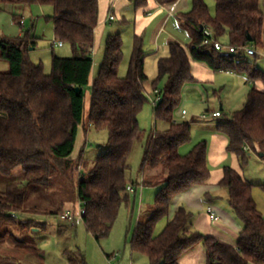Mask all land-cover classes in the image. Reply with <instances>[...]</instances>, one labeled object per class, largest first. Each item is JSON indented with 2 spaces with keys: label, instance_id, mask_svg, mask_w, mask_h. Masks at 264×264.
<instances>
[{
  "label": "trees",
  "instance_id": "16d2710c",
  "mask_svg": "<svg viewBox=\"0 0 264 264\" xmlns=\"http://www.w3.org/2000/svg\"><path fill=\"white\" fill-rule=\"evenodd\" d=\"M130 1L136 9L149 8V0ZM155 1L164 5L177 0ZM35 4L53 7L55 35L71 45L74 56H54L52 71L46 74L42 65L29 59L30 47L35 45L29 34L16 39L0 36V60L9 65V71L0 72V173L10 177L19 168L24 173L20 181L0 191V228L13 225L20 231H29L40 227L41 222L25 216L35 213L28 209L31 189L49 187L57 174L68 176L80 167L85 146L76 160L72 156L79 132L87 133L84 119L89 89V126L106 130L108 145L78 182V195L85 209L83 223L101 241L110 235L123 204L131 203L133 194L128 187L136 183L129 178L128 170L135 142L142 132L138 117L148 100L143 40L136 38L129 73L120 77L124 45L120 34L110 36L99 74L93 78L90 52L101 24V0H0V6L14 7L13 17L21 26L23 19L18 20L16 8ZM179 18L191 43L185 47L171 42L169 56L158 62L159 76L152 86L155 98L160 100L154 114L168 128L149 137L142 164L143 169H165L166 183L156 195L151 217L137 223L132 252L146 256L149 264H180L185 253L202 244L207 251L206 264H264V216L253 197L255 184L233 167L223 168L218 185L227 191L229 206L244 225L236 246L192 228L193 213L184 206L169 219L172 201L178 194L212 179L208 143L199 142L182 154L181 149L192 141V126L175 120L184 89L198 83L193 74L195 63L216 73L246 76L251 90L243 108L229 115L220 112L216 129L227 137V151L237 156L243 166L251 150L263 153L264 158V71L257 65L264 50V14L259 0H216L215 15H211L204 0H192L191 11L180 13ZM205 28L213 29L218 41L228 37L229 46L250 47L257 53L227 54L203 46ZM248 57L256 61L251 62ZM163 79H167L166 86L158 90ZM144 174L143 185L152 184L153 175ZM261 187L264 190V185ZM211 199H215L213 194L205 195V200ZM61 212L59 209L55 215ZM163 220L167 223L156 234L157 225ZM16 247L35 255L40 263L44 261L42 251L35 245L19 242ZM68 263L86 261L81 255L79 261L69 258Z\"/></svg>",
  "mask_w": 264,
  "mask_h": 264
},
{
  "label": "rangeland",
  "instance_id": "374dc122",
  "mask_svg": "<svg viewBox=\"0 0 264 264\" xmlns=\"http://www.w3.org/2000/svg\"><path fill=\"white\" fill-rule=\"evenodd\" d=\"M154 2V0H152ZM192 1V0H191ZM209 8L211 15L216 12V0H204ZM260 9L264 14V0H259ZM150 4V1H149ZM16 8L18 20L23 19L24 26L20 25L14 19L10 8L0 6V36L3 38L16 39L29 34L35 41V45L30 47L29 59L36 65H42L44 72L50 74L52 71V59L54 56L62 58H71L74 56L70 44L65 43L63 47H55L54 42L58 41L54 31V10L47 5L35 4L28 7ZM192 9V2L189 9H183L180 13H188ZM160 9L152 7L148 10L136 9L133 2L127 1L120 10L111 8L107 13V22L101 25L95 33L94 50L91 49V56L94 60L93 78L97 77L102 63L105 45L110 36L120 34L124 45V58L119 67V76L126 77L129 73L130 62L134 53L136 38L143 40L144 70L148 77L146 83L147 102L139 114V126L141 135L135 142L132 154L129 159L130 169L128 176L136 181L146 173L149 177L150 168L143 169L142 164L145 157V148L147 141L154 133L166 131L167 123L155 119L153 104L154 89L152 83L159 76L158 62L160 58L169 56V44L179 42L185 47L191 43V39L182 23L177 17L171 19L167 24L157 26V22L165 21L168 11L158 12ZM155 14L157 20L147 23V14ZM113 16L114 21H109ZM145 21V22H144ZM144 23V25H143ZM161 32L158 34L159 29ZM183 28V29H182ZM221 43L229 46L228 37H224ZM262 57L257 60L264 71V61ZM251 62L256 61L254 57H248ZM9 71V65L6 61L0 60V72ZM216 80H201L202 83H196L187 86L183 92V99L179 107L175 120L177 122L190 123L193 119L200 121L204 115H209L211 111H221L223 107L224 115H229L243 108L251 86L243 84L241 89H235L239 83L233 82L231 77L225 74H217ZM243 76V75H242ZM246 76L244 75L243 78ZM167 79L158 83V90L165 88ZM85 119L87 133L81 131L74 151V160L78 158L79 152L84 147V159L80 167L74 173L68 176L57 174L49 187H33L30 192V201L28 209L35 213L26 214V217H32L42 223L40 227L31 230L20 231L13 225H6L0 228V264H69L68 259L77 261L81 255L86 264H108L106 256L117 255L113 264H149L146 256L135 253L132 259L131 241L134 232L140 221H146L153 214L154 201L158 191H160L167 178L165 169H160L152 184L147 185L144 190H155L152 199L145 198L144 212L140 217L141 196H138L136 205L134 204V195H131L130 205L124 203L118 219L110 235L101 241H97L86 229L84 223L76 226H70L67 229L66 224H62L59 215L55 212L62 209V213L71 212L78 214L81 207V201L78 195V182L87 175L96 160V158L106 150L108 145V133L106 130H96L89 126L90 112V93L87 90L85 101ZM182 110L187 112L184 118L181 116ZM210 111V112H209ZM217 119L202 122L192 126V141L181 149L182 154L188 153L192 147L202 141L210 142L214 133H217ZM261 152L250 153L246 165H242L239 159V165L245 173L246 178L255 184L253 195L255 201L264 213V158L260 157ZM232 167L231 159L225 163ZM225 167V166H224ZM213 169V166H210ZM23 170L17 169L15 175L10 181H20ZM7 180L8 177L0 173V181ZM141 180V179H140ZM160 186H159V185ZM158 185V186H155ZM162 185V186H161ZM151 192V191H150ZM166 221L158 223L156 234H159L165 227ZM26 243L35 245L42 251L44 261L39 262L35 255L26 254L21 248L16 247L17 243Z\"/></svg>",
  "mask_w": 264,
  "mask_h": 264
},
{
  "label": "crops",
  "instance_id": "0c3cea01",
  "mask_svg": "<svg viewBox=\"0 0 264 264\" xmlns=\"http://www.w3.org/2000/svg\"><path fill=\"white\" fill-rule=\"evenodd\" d=\"M127 1L129 0H101V24L97 28L96 32L100 29L101 25L107 22L108 17H106V15L110 10V6L111 8L114 7L120 10L122 6H124V4L127 3ZM149 1H150L149 9H151L154 6L157 9H160L158 12H162L165 10L168 11V15L165 21L163 22L161 20L157 22V26L161 24L165 25L167 24V22H169L171 19L175 17H177V19L180 21V18H179L180 11L183 9H189L190 4L192 2L191 0H177L174 3H167L164 5H160L155 0L154 2L152 0H149ZM6 6L10 8L12 12L14 11V7L12 5H6ZM147 16L149 18L148 20H146L147 23L155 22L157 20V18L155 17L156 15L152 14L151 12H149ZM161 30L163 29L162 28L159 29L158 34L161 32ZM92 49L94 50V47ZM260 56H263L262 61H264V50H262V52L260 53ZM193 74L195 78L197 79L198 83H202L201 80H216L217 74H225L231 77V79L235 83H237L236 79H239V83L236 85L235 89H241L243 87L242 86L243 84H245L246 86H250L247 84V78L246 77L243 78L244 75L242 76L240 74H233V73H226V72L216 73L212 71L210 68H208L207 66L200 64V63L194 64ZM155 95H156V92L154 91V98H155ZM184 111L185 110H182L181 116L185 118L187 116V112L185 111L186 113L183 114ZM215 112H218V111H211L210 114L207 115V118H204L202 116L201 122L195 121L193 119L190 122L191 126L195 124L197 125L202 124V122H209V120H214V119L218 120L219 118H215L212 116V114ZM219 112H224L223 107H221V111ZM166 128H168V126ZM80 133L81 132H79L78 139H79ZM207 143H208V148H209L208 163H209V166L211 165L213 166V169H211L212 179L208 184L197 186L188 191L178 194L172 201L169 219H171L174 216V214L180 207L184 206L193 213V217L190 221L192 228L202 232L205 236H211L224 243H227L232 246H236L238 238H239V234L242 232L244 225L232 212L229 206V203H228V199H227V191L221 188L218 185V182L223 176V168L224 166H226L225 163L228 159H231L232 167L235 170L242 173L247 181L249 180L246 178L244 171L239 165L240 163H239V159L237 158V156L232 155L227 151V146H228L227 137L217 132L213 134L211 141ZM250 153H254V152L251 150ZM75 156L73 154L72 157L74 158ZM260 157L263 158V153L260 154ZM16 171L13 173V175L8 177L9 181L8 180L7 182L6 180L0 181V191L3 190L8 184L15 182V181H10V179L15 175ZM157 174L158 172H150V175H153L152 178H154ZM23 176L24 174L19 177H21L22 179ZM142 176L145 177V174L143 175L142 173ZM141 178L142 177H140V179ZM140 179L136 180V183L133 185L135 186V192H133L132 194L134 195L135 205H136V200L138 196H141V201H142L140 204V217H141L144 212L145 198L149 197V200L152 199L153 195L155 194V190H153V192L152 190H148V191L144 190L146 186L140 185L141 180H142ZM158 185H155V186H158ZM206 194H213L215 196V199H211L209 201L205 200ZM257 206L260 212L264 216V213L260 209L258 204ZM209 208H212V210L219 216L220 219L218 222H214L210 219V215L208 212ZM139 221L140 220L138 219V222ZM165 221L167 223V220ZM65 227L69 229L70 225H67ZM134 254L135 253L132 252V259L134 258ZM106 257H108V260L109 258H112V256H106ZM206 263H207V251L202 244H199L195 246L194 248H192L190 251L185 253L180 259V264H206Z\"/></svg>",
  "mask_w": 264,
  "mask_h": 264
},
{
  "label": "built area",
  "instance_id": "2783aa9c",
  "mask_svg": "<svg viewBox=\"0 0 264 264\" xmlns=\"http://www.w3.org/2000/svg\"><path fill=\"white\" fill-rule=\"evenodd\" d=\"M110 21H114L115 18L113 16H111ZM22 25H24V21H22ZM204 34H205V39L203 41V46L206 47H211L214 48L215 50L219 51V52H224L227 54H238L240 52L246 54V55H255L257 52L253 49V48H248V47H236V46H225L221 43V41H218L216 39L215 33L213 31V29L211 28H205L203 29ZM54 46L55 47H63L64 46V42L58 40L54 42ZM160 100V97L153 99V104L155 106H157L158 102ZM186 112L184 111L183 114H185ZM213 117L215 118H219L221 116L220 112H215L212 114ZM204 118H207V115L203 116ZM141 186H143V179L141 180L140 183ZM128 191L130 193L135 192V186L130 185L128 187ZM209 215H210V219L214 222H218L219 221V216L212 210V208H209L208 210ZM85 215V209L84 206L81 205L80 207V211L78 214H73L71 212H65L60 214L58 217L60 219V221L62 222V224H66V225H70V226H76L79 225L80 223H83V216ZM117 258V255L112 256V258H109V263L108 264H113L112 262Z\"/></svg>",
  "mask_w": 264,
  "mask_h": 264
},
{
  "label": "water",
  "instance_id": "95a60500",
  "mask_svg": "<svg viewBox=\"0 0 264 264\" xmlns=\"http://www.w3.org/2000/svg\"><path fill=\"white\" fill-rule=\"evenodd\" d=\"M248 40H249V42H252V38L251 37H249ZM78 91H79V88H76V92H78Z\"/></svg>",
  "mask_w": 264,
  "mask_h": 264
}]
</instances>
